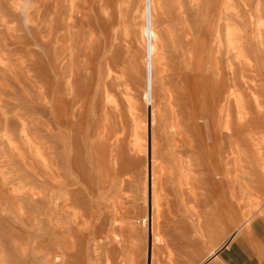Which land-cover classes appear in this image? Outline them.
I'll use <instances>...</instances> for the list:
<instances>
[{
    "label": "rangeland",
    "instance_id": "374dc122",
    "mask_svg": "<svg viewBox=\"0 0 264 264\" xmlns=\"http://www.w3.org/2000/svg\"><path fill=\"white\" fill-rule=\"evenodd\" d=\"M221 86L233 108L214 104ZM146 90L161 197L153 264H264L247 242L262 238L236 235L264 230V0H0V264H146ZM225 115L238 144L223 150L220 184L199 183L212 170L203 134L224 132ZM216 193L232 215L220 226Z\"/></svg>",
    "mask_w": 264,
    "mask_h": 264
},
{
    "label": "bare ground",
    "instance_id": "6f19581e",
    "mask_svg": "<svg viewBox=\"0 0 264 264\" xmlns=\"http://www.w3.org/2000/svg\"><path fill=\"white\" fill-rule=\"evenodd\" d=\"M152 15V14H151ZM137 17V16H136ZM151 32V31H150ZM151 34V33H150ZM153 39V38H152ZM126 41V40H125ZM113 47V46H112ZM189 58H190V56H189ZM149 59H150V63H151V54H150V56H149ZM192 64H193V62H192ZM195 65L197 66V64L195 63ZM196 66H192V67H194V70H196ZM225 67V66H224ZM193 69V68H192ZM197 71V70H196ZM225 73V72H224ZM218 74V73H217ZM151 78V77H150ZM219 78V77H218ZM230 79V78H229ZM231 80V79H230ZM233 81V80H232ZM147 82V81H146ZM227 83H228V81H226ZM235 83H236V81H234ZM233 82V83H234ZM72 83H73V81H72ZM235 83L233 84V85H235ZM216 84V83H215ZM238 84V83H237ZM237 84H236V86H237ZM216 85H218L219 86V84L217 83ZM224 85V84H223ZM231 85V84H230ZM71 86H73V85H71ZM214 87V86H213ZM232 87V86H231ZM139 88H141V87H139ZM151 89V88H150ZM225 89H227L226 87L224 88V86H221L219 89H215L216 91L214 92V95H213V101H214V104H219V102H220V100H223V101H225V103H227V104H229V106H231V108H233V105L234 104H236V103H232V101H234V98H233V100L231 101L230 99L232 98V96L234 95V93H233V95L229 92V91H224ZM233 89V88H232ZM214 91V90H213ZM227 92V94L226 95H224L225 93ZM229 92V93H228ZM231 92H232V90H231ZM142 93V92H141ZM145 94H144V99H145V106H144V110H145V117H146V128H145V131H146V139H147V143H146V157H147V161H146V163H145V170H146V179H145V189H144V194H145V202H146V215H145V222H146V227H147V248H146V253H145V255H146V264H153V261H154V256H155V254H154V250H153V247H154V242L156 241V240H158L159 241V239H160V237H159V233H158V229H157V226H158V218H159V216H160V211H161V209H160V195H159V190H158V181H157V172H158V169H159V165H158V163H157V157H158V153H157V148L156 147H158V146H156L157 145V137H156V133L157 132H155V127L153 126V121H155V120H153V116H154V111L156 110H154L153 111V106H154V101H153V97H152V93H151V90H146L145 92H144ZM66 99V98H65ZM237 100V99H236ZM211 103V102H210ZM226 104V105H227ZM213 105V104H212ZM228 106V107H229ZM209 106L207 105L205 108V110L204 109H202L201 111H203V112H201L202 114H203V119H202V127L203 128H205V126H206V123H207V120L205 119V117H208V116H210L212 113L210 112V115H208V114H205V112L204 111H208L207 110V108H208ZM210 108H211V106H210ZM214 109H213V107H212V111H213ZM228 111H229V109H227ZM211 111V110H210ZM215 111V110H214ZM226 112L227 114H229L230 113V111L229 112ZM121 113V112H120ZM122 114V113H121ZM161 114V113H160ZM197 114H198V110H197V112H195V113H193V114H191L190 116L192 117V116H197ZM214 114V113H213ZM115 115V114H114ZM224 115V114H223ZM118 116V115H117ZM190 116H188V117H190ZM198 116H199V114H198ZM122 116H120V118H121ZM182 117V116H181ZM212 117V116H211ZM225 117H226V119L227 120H225V124H224V126L227 124L228 125V127H225V130H224V132L219 128V129H213V128H211V130L210 131H208V132H206V133H204L203 134V138L205 139V143L206 142H210L211 144H210V146H212V150H211V152H212V156L210 157V155H209V157H210V160H209V164H210V167L212 168V170L210 171V174L206 177V174H204L203 176H200V178L197 180L199 183H215V185H218V184H220V179H221V177L219 176L220 175V170H221V167H223L224 168V166H226L225 164H224V162L222 161V155H223V152H225V151H223L225 148L227 149V147L229 148V150H233V142L235 143V144H238V141L237 140H235V139H233V137H231V136H233V134H234V128H233V125H232V122H231V120H229L228 118H227V115H225ZM231 117V116H230ZM249 117V116H248ZM119 118V117H118ZM119 118V120H122V119H120ZM186 118V117H185ZM184 118V119H185ZM196 118V117H195ZM240 118H243L242 116L240 117ZM155 119V118H154ZM183 119V120H184ZM194 119V118H193ZM192 119V120H193ZM209 119H211V118H209ZM215 119V118H214ZM245 120H243L239 125L240 126H251L252 124H253V121H254V118H253V120H252V117H249V119H247V118H244ZM186 120V119H185ZM241 120V119H240ZM194 121H195V119H194ZM215 121V120H214ZM122 122V121H121ZM159 123H160V121H159ZM201 123V122H200ZM215 123V122H214ZM219 123V122H218ZM257 123V122H256ZM70 124V123H69ZM72 124H74V123H72ZM72 124H71V126H72ZM122 124V123H121ZM196 124V123H195ZM213 124V123H212ZM214 125V124H213ZM158 126V125H157ZM215 126V125H214ZM239 126V127H240ZM154 127V128H153ZM197 128L199 129V125H197ZM202 128V130H204ZM71 129V128H70ZM73 129V128H72ZM160 129V128H159ZM170 129H171V131L173 132V133H175L174 131H175V125L174 126H171L170 127ZM164 131V130H163ZM201 131V130H200ZM196 132V131H195ZM72 133V132H71ZM116 133V132H115ZM199 133V132H198ZM69 135H71L70 133H69ZM115 135V134H114ZM174 135V134H173ZM117 136V135H116ZM120 136V135H119ZM196 136H197V134H196ZM115 137V136H114ZM200 137V139L202 138L201 136H199ZM116 138H118V136L116 137ZM115 138V139H116ZM121 138H122V136H121ZM120 138V139H121ZM194 138V137H193ZM209 138H211V140L212 141H209ZM227 138V141H228V143H227V146L226 145H224V142H223V140L224 139H226ZM233 139V141H232V139ZM244 138V137H243ZM115 139L113 140V142H116L115 141ZM196 139V138H195ZM246 139V138H245ZM103 140V139H102ZM116 140H118V139H116ZM122 140V139H121ZM194 140V139H193ZM193 140H191V142H193ZM198 140H199V138H198ZM198 140H197V145H199L200 143L198 142ZM242 141L244 142V140L242 139ZM109 143H111V140L110 141H108ZM112 142V144H114L115 145V143H113ZM123 142V141H122ZM71 143V142H70ZM193 143H195V140H194V142ZM218 143H219V145H218ZM118 144V143H117ZM119 144H121V142L119 143ZM123 144V143H122ZM240 145H241V143H239ZM65 145V144H64ZM189 146V145H188ZM202 146V145H201ZM226 146V147H225ZM110 147V146H109ZM116 147H118L119 148V146L117 145ZM198 147V146H197ZM197 147H196V149H197ZM110 148H112V146L110 147ZM120 148H122V147H120ZM192 148V147H191ZM206 149H208V148H206ZM111 151H112V149H110ZM114 150V149H113ZM116 150H118L117 148H116ZM115 150V151H116ZM186 150H188V149H186ZM190 150V149H189ZM110 151V152H111ZM122 151V150H121ZM105 152V151H104ZM103 152V153H104ZM112 152H114V151H112ZM118 152V151H117ZM187 153H189V151H186ZM208 152V151H207ZM227 152V151H226ZM229 152V151H228ZM72 153V152H71ZM121 153V152H120ZM194 153V152H193ZM230 153H232V152H230ZM116 154V152H114L113 154L112 153H110V156L112 157V155H115ZM122 154V153H121ZM192 153H190V155H191ZM157 155V156H156ZM105 156V155H104ZM189 156V155H188ZM191 156H193V155H191ZM190 156V157H191ZM197 157H198V160H197V163H198V166L199 167H209V166H207L206 165V160L205 159H203V158H201V156L202 155H200L199 153H198V155H196ZM110 157V158H111ZM225 157V156H224ZM228 157H229V154H228ZM113 158V157H112ZM189 158V157H188ZM194 158V157H193ZM192 157L191 158H189V160L190 159H193ZM196 158V157H195ZM194 158V159H195ZM193 159V160H194ZM230 159V158H229ZM111 160H113V159H111ZM116 160H117V158H116ZM115 160V161H116ZM193 160H191V161H189V162H193ZM226 160H228L227 158H226ZM118 161V160H117ZM208 161V160H207ZM229 161H231V160H229ZM183 162V161H182ZM195 162V161H194ZM194 162H193V166H194ZM116 163V162H115ZM226 163V162H225ZM231 163V162H230ZM233 163V162H232ZM189 164H191V163H189ZM197 165V164H196ZM231 165V164H230ZM119 166V165H118ZM120 166H121V164H120ZM189 166V165H188ZM191 166V165H190ZM193 166H191V167H193ZM234 166V165H233ZM196 167V166H195ZM194 167V168H195ZM182 168V167H181ZM193 168V169H194ZM222 168V169H223ZM119 170V169H118ZM201 170V169H200ZM205 170H207V169H205ZM182 171H184L185 172V175L183 176V178H185V182L187 183V184H189L190 185V187L192 186V181L193 180H195V178H194V175L192 174V170L190 169V168H184ZM196 172H198V170L196 171ZM201 172H204V171H201ZM223 172H224V170H223ZM206 173V172H205ZM200 175H202V174H200ZM198 176H199V174H198ZM214 176V179H216V178H218L219 180H216V181H213L211 178ZM228 178V177H227ZM196 181V182H197ZM223 184V183H222ZM186 185V184H185ZM63 193L62 194H64V195H67V199L69 200V203H71V204H74L75 202H76V200H77V190L76 189H73V188H71V189H67V188H65V187H63V190H61ZM185 191V190H184ZM65 197V196H64ZM61 199V198H60ZM63 200H65V199H63ZM68 200H66V202H68ZM215 200H216V202H217V204H216V209H217V212H218V208H219V214H218V218H217V221L215 220L216 218H214V221H216L217 222V224L219 223L220 225H221V223H222V221L223 220H225V221H227L228 219L230 220V218H231V213L227 210V209H223V210H221L220 209V206H219V202H220V199H219V196H218V193H216V196H215ZM64 203H65V201H64ZM67 204V203H66ZM260 204V203H259ZM67 206H68V204H67ZM214 209V208H213ZM216 212V210H215V214L217 213ZM75 213H76V211H75ZM224 214V215H223ZM75 215V214H74ZM249 219V218H248ZM246 222V221H245ZM218 224V225H219ZM213 225H214V222H213ZM216 225V224H215ZM219 225V226H220ZM217 226V225H216ZM217 228V227H216ZM215 231H217V230H215ZM212 232V231H211ZM214 235H216V234H214ZM232 235H234L233 233H231L230 234V236L232 237ZM217 236V235H216ZM229 236V237H230ZM116 237V236H115ZM214 240V239H213ZM211 241V240H210ZM213 242H216L215 240L213 241ZM232 242V241H231ZM110 244H111V242H110ZM215 244V243H214ZM213 245V244H212ZM198 254V253H197ZM198 257V256H197ZM197 260V259H196ZM198 261V260H197ZM200 261H201V259H200Z\"/></svg>",
    "mask_w": 264,
    "mask_h": 264
},
{
    "label": "crops",
    "instance_id": "0c3cea01",
    "mask_svg": "<svg viewBox=\"0 0 264 264\" xmlns=\"http://www.w3.org/2000/svg\"><path fill=\"white\" fill-rule=\"evenodd\" d=\"M237 236H238V238L240 237H245V236H247V237H252V238H254V237H256V238H262L261 240H258V239H249V240H247V242H250V244H251V246H256V247H258V248H263L264 249V230H244V231H242V233L241 234H236ZM235 235V236H236ZM236 242L237 243H242V242H244V240H242V239H237L236 240ZM260 244V245H259ZM234 246V245H233ZM232 246V247H233ZM235 248V247H234ZM234 248H232L233 250H232V252H234ZM226 255H227V252H226V254H225V257H226ZM240 254H238L236 257H234L233 258V256H231V259L232 260H234V261H237V262H239L240 264L241 263H243V262H245V261H240L241 259H242V257L241 256H239ZM258 257H259V254H258ZM260 258V257H259ZM255 259H257V258H255ZM246 260L248 261V259L246 258ZM263 262H264V259H263ZM255 264H258V262H256Z\"/></svg>",
    "mask_w": 264,
    "mask_h": 264
}]
</instances>
